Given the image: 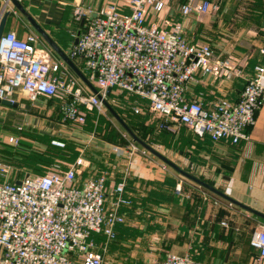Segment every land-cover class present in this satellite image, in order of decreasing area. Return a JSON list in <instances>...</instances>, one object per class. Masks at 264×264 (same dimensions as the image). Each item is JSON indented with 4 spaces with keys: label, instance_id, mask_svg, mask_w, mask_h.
Returning <instances> with one entry per match:
<instances>
[{
    "label": "built area",
    "instance_id": "2783aa9c",
    "mask_svg": "<svg viewBox=\"0 0 264 264\" xmlns=\"http://www.w3.org/2000/svg\"><path fill=\"white\" fill-rule=\"evenodd\" d=\"M3 1L9 0H0V19ZM224 1L180 0L178 14L183 19L192 14L213 15ZM127 7L129 11L124 12L119 5L107 3L92 16L90 9L75 1L74 17L89 18L67 55L82 61L80 69L97 91L113 104L118 103L110 97L114 91L131 96L133 100L128 105L123 101V105L135 114L162 118L159 129L170 130L174 122L214 142L248 139L246 130L255 123L264 102V61L243 76L236 57H216L211 43L188 40L182 21L165 17L169 0H128ZM261 30L264 33V20ZM40 40L36 32L24 38L14 30L2 33L0 99L14 103L18 93L31 101L39 96L56 98L62 121L78 125L85 124L88 113L102 114L105 107L101 99L61 58L39 48ZM260 52L264 55V47ZM198 70L227 79L244 77L238 99L216 97L208 105L198 98L188 99V85ZM107 88H111L108 97ZM18 141L16 136L9 137L13 144ZM52 143L65 145L59 140ZM127 148L129 155H146V149L139 150L133 143ZM84 165L85 159L79 155L66 168L56 163L42 174L26 175L19 184L0 182V264H104V252L97 249L95 236L104 237L105 249L116 237L115 226L124 222L123 209L131 204L125 195L130 169L126 167L124 178L112 186L108 200V174L78 178ZM6 173L7 167L0 162V175ZM180 185L175 187L178 193ZM250 245L257 251L253 264H264V225L253 230ZM148 264L194 261L189 254L168 252Z\"/></svg>",
    "mask_w": 264,
    "mask_h": 264
},
{
    "label": "crops",
    "instance_id": "0c3cea01",
    "mask_svg": "<svg viewBox=\"0 0 264 264\" xmlns=\"http://www.w3.org/2000/svg\"><path fill=\"white\" fill-rule=\"evenodd\" d=\"M75 1L90 9L92 16L99 14L107 3L129 11L128 0H20L65 53L89 18L74 17ZM175 2L179 4L180 0H169L165 17L182 21L188 40L202 41L201 32L205 31L216 57H236L243 76L250 75L255 65L263 63L260 49L264 47L261 30L264 0H226L213 15L192 14L186 19L178 14ZM2 7L4 12L9 11L4 31L14 30L20 38L36 32L10 1H3ZM227 32L234 35L228 45L220 41ZM38 47L59 58L42 38ZM73 62L81 68L80 59ZM244 82V77L227 79L198 70L188 85L186 97L201 99L205 105L216 97L234 101ZM14 97L15 105L0 104V162L7 167L6 175H0V182H16L26 175L42 174L55 160H60L58 163L66 168L82 155L85 165L77 177L107 173L110 200L112 186L124 178V170L129 166L125 195L131 204L123 209L125 220L115 226L116 237L105 249L104 237L95 236L97 249L104 252V264H148L168 252L189 254L194 264H253L257 251L250 245V237L254 229L264 225L263 218L167 167L164 169L165 163L160 159L139 152L129 155L124 141L104 140L101 132L107 134L111 128L102 125L95 128L94 113L87 114L84 125H76L62 121L60 100L56 98L39 96L31 101L22 93ZM162 120L157 118V124ZM170 125V130L156 129L158 145L169 159L264 214V102L256 113L255 123L246 130L248 139L238 143L230 139L214 142L209 136H197L183 124L171 122ZM10 136L18 137V143L9 142ZM52 140L65 145L61 148ZM179 182L178 193L175 187Z\"/></svg>",
    "mask_w": 264,
    "mask_h": 264
},
{
    "label": "water",
    "instance_id": "95a60500",
    "mask_svg": "<svg viewBox=\"0 0 264 264\" xmlns=\"http://www.w3.org/2000/svg\"><path fill=\"white\" fill-rule=\"evenodd\" d=\"M10 3L15 7L24 17L25 19L30 23V25L35 29V31L40 35V37L53 49V51L61 58L67 66L72 70V72L86 85V87L94 94L98 96L99 99H101L104 107L106 110L114 117V119L121 125V127L125 130V132L132 138V140L140 145L142 148L146 149L148 152H150L152 155L160 159L163 163H165L167 166L171 167L174 171H176L179 175L182 177L198 184L201 187H204L208 191L214 193L215 195L227 200L228 202L237 205L238 207H241L261 218L264 219V214L261 212L253 209L252 207H249L236 199L232 198L231 196L227 195L223 191L217 189L213 185L209 184L208 182L199 179L198 177L192 175L188 171L181 168L179 165H177L175 162H173L171 159H169L167 156L159 152L157 149H155L152 145L147 143L145 140L137 136L134 131L129 127V125L124 121V119L119 115V113L114 109V107L109 103V101L104 98L96 89V87L88 80L86 75L82 72V70L73 62V60L65 53L55 42L54 40L48 35V33L39 25V23L30 15V13L27 11V9L21 4L20 0H9ZM9 15V11H5L0 19V38L2 33L4 32L5 23L7 16ZM80 34V31L77 32L74 44L77 43L78 36ZM111 93V88H107L106 90V96L108 97ZM1 105L11 106L15 105L14 103H11L9 100L6 99H0ZM16 183H20V181H16Z\"/></svg>",
    "mask_w": 264,
    "mask_h": 264
},
{
    "label": "rangeland",
    "instance_id": "374dc122",
    "mask_svg": "<svg viewBox=\"0 0 264 264\" xmlns=\"http://www.w3.org/2000/svg\"><path fill=\"white\" fill-rule=\"evenodd\" d=\"M175 4H176V2L173 5H175ZM177 5L178 4H176V6ZM201 33L203 34V36H201L202 41L209 40L206 37L208 35L206 34L205 31L201 32ZM227 33H228L227 34L228 36L227 35H221L220 41H222V44H224V43L227 45L231 44V41L234 38L233 32H231V33L227 32ZM82 72H83V70H82ZM112 95L118 99V103H114V104L110 103V104L115 108V110L117 112H119V114H121V116L124 119H126V121L127 120L129 121V123L132 125V129L135 131V133L138 134L140 137H143V139L147 143L152 145L155 149H157L159 152H161L162 154H164L166 156V154L164 153V150L162 149V147H160L158 145V142H157V139H158L157 138L158 132L156 130L157 129V117H155L154 115H152L150 113H145L143 115L133 113L131 108H129L126 105H123V101H125V103H128L130 100V98L128 97V95L126 93L114 91V93ZM112 99H114V98H112ZM109 101L111 102V99H109ZM91 113H93V112H91ZM131 115H134V116H131ZM94 116H95L94 117L95 120H94L93 124H94L95 128H99V127H101V125L105 126L106 129L109 127L111 128V131L107 132V134L101 132V135L99 134L101 138H103L104 140H108L110 142H114V143L115 142L121 143V141L122 142L124 141V143L127 145H130L131 143H133L136 147H138L139 150L142 149V147L140 145H138L137 143H135L132 140V138L125 132V130L121 127V125L106 110V108L102 114L96 115L94 113ZM135 116H137V117H135ZM103 119H105V120H103ZM113 129H114V131H113ZM61 148H63V147H61ZM145 154L147 156H150V157H153L154 159L159 160L157 157H155L154 155H152L148 151H146ZM58 162H60V160H55L53 162V164H56ZM47 168L45 170H47ZM167 169L173 170L169 166H167Z\"/></svg>",
    "mask_w": 264,
    "mask_h": 264
},
{
    "label": "trees",
    "instance_id": "16d2710c",
    "mask_svg": "<svg viewBox=\"0 0 264 264\" xmlns=\"http://www.w3.org/2000/svg\"><path fill=\"white\" fill-rule=\"evenodd\" d=\"M74 61L76 60V59H73ZM110 97H112V94L110 95ZM129 98H130V100H129V102L130 101H132L133 100V98L131 97V96H128ZM128 102V103H129ZM113 104V103H112ZM127 104V103H126ZM128 105V104H127ZM115 109V108H114ZM119 113V112H118ZM120 116H121V114H119ZM131 116H134V115H131ZM122 117V116H121ZM135 117H137V116H135ZM123 118V117H122ZM124 119V118H123ZM130 120V119H129ZM124 121L129 125V127L132 129V125L129 123V121L127 122L126 121V119H124ZM158 125H159V123L157 124V129H159V127H158ZM133 130V129H132ZM134 131V130H133ZM134 133H135V131H134ZM136 134V133H135ZM137 136H139L138 134H136ZM140 137V136H139ZM140 138H142L143 139V137H140ZM144 140V139H143Z\"/></svg>",
    "mask_w": 264,
    "mask_h": 264
}]
</instances>
